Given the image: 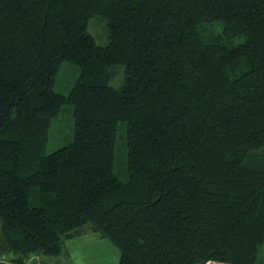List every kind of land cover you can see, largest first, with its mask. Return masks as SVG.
I'll return each mask as SVG.
<instances>
[{"label":"trees","instance_id":"obj_1","mask_svg":"<svg viewBox=\"0 0 264 264\" xmlns=\"http://www.w3.org/2000/svg\"><path fill=\"white\" fill-rule=\"evenodd\" d=\"M63 104L72 139L44 153ZM86 231L117 264H264V0H0V264Z\"/></svg>","mask_w":264,"mask_h":264},{"label":"rangeland","instance_id":"obj_2","mask_svg":"<svg viewBox=\"0 0 264 264\" xmlns=\"http://www.w3.org/2000/svg\"><path fill=\"white\" fill-rule=\"evenodd\" d=\"M87 31L92 35L94 41L98 45H104L107 42L106 38V26L105 22L98 16L90 17L87 21ZM114 76L109 80L108 84L117 87L121 84L123 66L117 65L114 67ZM77 67L70 62L63 61L60 63L57 73L54 79L53 89L61 94H66L75 77L77 76ZM73 135V119H72V105L63 104L60 106L56 117L50 120L47 132L46 141L44 146V153H49L61 146L66 145L71 141ZM118 133V139L115 145L113 172L120 179H124L126 175L125 163H126V152L123 144V138ZM72 238V237H71ZM70 239V238H68ZM106 247H104V260L109 262L111 254L107 251V247H110L115 255V264L118 260V251L116 247L106 238H103ZM61 256H43L38 254H31L28 261L39 259L44 261L45 264H53L50 261L52 259L59 260ZM53 261V260H52ZM42 264V263H41ZM57 264V263H55ZM59 264V263H58Z\"/></svg>","mask_w":264,"mask_h":264},{"label":"crops","instance_id":"obj_3","mask_svg":"<svg viewBox=\"0 0 264 264\" xmlns=\"http://www.w3.org/2000/svg\"><path fill=\"white\" fill-rule=\"evenodd\" d=\"M104 247L106 243L103 238L97 233L86 231L65 241L66 261L52 259L53 261L50 262L53 264H115V255L110 247H107V251L111 254V258L109 262L104 260Z\"/></svg>","mask_w":264,"mask_h":264},{"label":"built area","instance_id":"obj_4","mask_svg":"<svg viewBox=\"0 0 264 264\" xmlns=\"http://www.w3.org/2000/svg\"><path fill=\"white\" fill-rule=\"evenodd\" d=\"M32 264H41L39 261H34Z\"/></svg>","mask_w":264,"mask_h":264}]
</instances>
